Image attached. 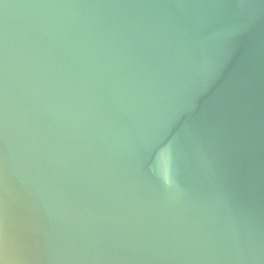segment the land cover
Here are the masks:
<instances>
[{"label":"water","instance_id":"95a60500","mask_svg":"<svg viewBox=\"0 0 264 264\" xmlns=\"http://www.w3.org/2000/svg\"><path fill=\"white\" fill-rule=\"evenodd\" d=\"M0 264H264V0H0Z\"/></svg>","mask_w":264,"mask_h":264}]
</instances>
